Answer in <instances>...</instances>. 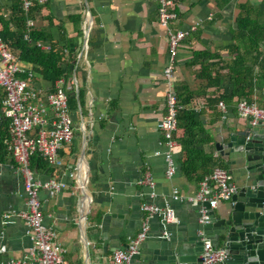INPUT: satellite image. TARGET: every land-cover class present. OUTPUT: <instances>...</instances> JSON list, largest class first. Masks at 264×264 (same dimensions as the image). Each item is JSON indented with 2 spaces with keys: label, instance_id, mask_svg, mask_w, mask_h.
<instances>
[{
  "label": "crops",
  "instance_id": "obj_1",
  "mask_svg": "<svg viewBox=\"0 0 264 264\" xmlns=\"http://www.w3.org/2000/svg\"><path fill=\"white\" fill-rule=\"evenodd\" d=\"M174 1L177 17L169 26L173 30L196 26L178 45L172 86L175 92L182 85L197 91L200 81L194 71L199 65L188 64L192 52L205 49L229 59V30L236 26L237 3L245 0ZM12 4L0 0V13L7 17ZM29 17L35 35L45 37L37 40L65 50L63 65H68L74 78L68 99L73 138L58 150L63 165L55 170L46 162L29 163L35 180L64 182L52 193L47 188L38 191L43 223L56 233L63 249L61 264H113V252L124 249L145 220L147 235L132 264H174L184 246L188 252L200 251L201 247L194 246L199 240V205L188 200L199 182L182 173L179 143L172 151L174 173L167 174V147L158 127L169 83L163 77L168 45L166 29L158 23L157 2L46 0L34 5ZM32 81L49 89L50 83L38 75ZM227 85L223 83L217 91L214 86L207 88L191 107L196 106L194 112L201 120L200 136L210 137L201 148L215 159L214 165L229 171L236 187L241 165L232 162L233 154H221L215 140L219 131H236L248 120L238 115L236 98L222 101L223 106L218 103L221 100L214 101ZM7 125V120L1 122L2 132ZM147 172L150 183H139ZM25 202L22 173L7 151L0 159V264L22 257L30 245L24 220L5 221L3 216L24 209ZM228 202L219 200L213 207L215 217ZM142 203L170 205L177 220L164 226L158 215L141 211ZM203 229L208 236L213 230Z\"/></svg>",
  "mask_w": 264,
  "mask_h": 264
},
{
  "label": "built area",
  "instance_id": "obj_2",
  "mask_svg": "<svg viewBox=\"0 0 264 264\" xmlns=\"http://www.w3.org/2000/svg\"><path fill=\"white\" fill-rule=\"evenodd\" d=\"M18 1L25 14L31 11L36 4L46 0H7ZM157 2L158 23L166 29L168 45V61L163 68V77L169 83L165 93V109L158 127L167 147L165 160L167 174L174 173L175 165L172 151L178 145L174 136L177 129V113L182 107L179 104L176 92L173 89L171 78L173 64L179 43L193 30L196 25L184 29L173 30L169 22L177 17L174 0H155ZM33 20L27 15L25 19L26 32L24 38L42 51L51 48L50 43L33 40L29 30L33 27ZM65 54V50H63ZM33 72L22 65L15 51L0 37V118L8 121V136L4 139L6 149L16 162L23 176V186L26 196L25 208L18 211L4 213L5 221L12 217L24 220L30 245L20 258L8 259L2 264H61L62 247L56 239V233L43 223L41 203L38 197L40 188L55 189L64 186L63 181L50 179L39 182L33 178L30 168V157L38 154L53 169L63 165L58 150L73 138V122L69 114L68 97L72 93L74 78L61 75L51 88L45 89L36 86L33 81ZM223 106L222 101L218 102ZM237 113L246 118L251 126L264 131V107L256 102L240 98L236 102ZM231 175L227 169L216 164L198 183V189L193 196L188 197L194 205L208 201L215 207L219 200L229 201L236 187L230 182ZM139 183H150L149 173H144ZM173 199L178 198L176 189L173 190ZM141 211L146 215H158L161 223L175 222L174 209L170 205L159 206L153 203H142ZM200 221L206 218L205 209L199 206ZM148 225L143 221L140 229L129 238L124 249H117L112 254L113 264H132L131 259L138 252L139 245L147 235ZM199 264H218L226 256L224 248L205 239L201 247Z\"/></svg>",
  "mask_w": 264,
  "mask_h": 264
},
{
  "label": "trees",
  "instance_id": "obj_3",
  "mask_svg": "<svg viewBox=\"0 0 264 264\" xmlns=\"http://www.w3.org/2000/svg\"><path fill=\"white\" fill-rule=\"evenodd\" d=\"M9 10L7 17L0 13V37L15 51L22 65L30 64L33 78L38 75L40 79L49 82L51 88L53 82L61 75L69 76L68 65H63L62 48L51 43L48 51H42L24 38L25 19L30 12L25 14L18 1L13 2ZM233 18L236 26L230 28V44L226 45L230 58L223 60L218 53L205 49L193 51L188 64L199 65L194 71L195 78L200 81L199 89L193 91L182 85L176 92L178 102L182 106L177 113L176 130L181 132L175 131L174 136L183 151L182 173L192 181L199 182L215 164V159L210 154H205L201 148L210 137L200 136L203 127L194 112L196 106L191 107L193 100L206 93L207 88L214 86L217 91L226 82V92L214 97L216 103L219 100L226 102L233 98H236V101L245 98L264 107V0H260L258 5L248 0L240 1L236 5ZM28 33L33 40L45 39L35 35L32 28ZM216 57L218 62L214 61ZM71 100L73 101L72 98ZM3 120L5 119L0 118V124ZM7 136L8 129L3 132L0 129V159L7 152L4 143ZM30 160L34 165L45 163L36 153L31 155Z\"/></svg>",
  "mask_w": 264,
  "mask_h": 264
},
{
  "label": "water",
  "instance_id": "obj_4",
  "mask_svg": "<svg viewBox=\"0 0 264 264\" xmlns=\"http://www.w3.org/2000/svg\"><path fill=\"white\" fill-rule=\"evenodd\" d=\"M215 147L226 156L233 154L232 162L241 165L239 184L218 217L208 201L198 204L205 209L206 218L201 222L198 217L199 240L194 246L202 247L207 238L220 245L226 256L218 264H264V131L249 122L236 131H219ZM86 213L84 210L83 219ZM204 227L213 228L210 236ZM200 254L201 249L188 252L184 246L174 264L200 263Z\"/></svg>",
  "mask_w": 264,
  "mask_h": 264
},
{
  "label": "bare ground",
  "instance_id": "obj_5",
  "mask_svg": "<svg viewBox=\"0 0 264 264\" xmlns=\"http://www.w3.org/2000/svg\"><path fill=\"white\" fill-rule=\"evenodd\" d=\"M87 199V194L85 195V200Z\"/></svg>",
  "mask_w": 264,
  "mask_h": 264
}]
</instances>
